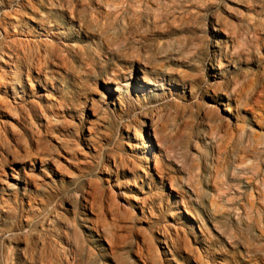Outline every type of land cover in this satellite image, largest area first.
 <instances>
[{
	"label": "rangeland",
	"instance_id": "1",
	"mask_svg": "<svg viewBox=\"0 0 264 264\" xmlns=\"http://www.w3.org/2000/svg\"><path fill=\"white\" fill-rule=\"evenodd\" d=\"M0 74L6 84L17 78L8 91L24 87L13 106L27 116L16 123L11 111L0 128V264H264V0H0ZM135 86L157 91L134 98ZM28 102L51 131L37 134ZM140 125L156 185L126 196L145 199L144 214L115 198L118 251L90 238L92 253L75 256L62 226L74 218L69 205L109 158L137 159ZM75 153L87 157L81 167L91 165L76 182L63 158ZM181 199L211 246L189 236L186 257L180 238L170 257L159 240L169 213L178 218L177 207L182 216Z\"/></svg>",
	"mask_w": 264,
	"mask_h": 264
},
{
	"label": "bare ground",
	"instance_id": "2",
	"mask_svg": "<svg viewBox=\"0 0 264 264\" xmlns=\"http://www.w3.org/2000/svg\"><path fill=\"white\" fill-rule=\"evenodd\" d=\"M93 12V11H92ZM64 13V11H63ZM64 15V14H63ZM70 16V15H69ZM78 19L77 14L75 15ZM90 16V15H89ZM69 19V17H68ZM90 19V18H89ZM71 22V21H70ZM89 22V20H88ZM133 25V24H132ZM105 26V25H104ZM57 27V26H56ZM71 27V26H69ZM68 27V28H69ZM153 27V26H152ZM58 28V27H57ZM64 28V26H63ZM74 28V27H73ZM138 28V27H137ZM61 31V30H60ZM74 31V30H73ZM75 32V31H74ZM158 32V31H157ZM156 32V33H157ZM165 32V31H164ZM159 34V33H158ZM82 35V34H81ZM110 35V34H109ZM88 36V35H87ZM153 36V35H152ZM92 37V36H91ZM150 37V36H149ZM20 39V38H19ZM140 41L145 40L143 37H139ZM21 40V39H20ZM32 40V39H31ZM132 40V39H131ZM82 41V40H81ZM88 42V40H87ZM42 45V44H41ZM21 46V45H20ZM22 47V46H21ZM27 48V47H26ZM29 49V48H28ZM9 56V55H8ZM6 58V57H5ZM25 58V57H24ZM61 58V57H60ZM58 59V58H57ZM122 62V61H121ZM213 62V61H212ZM11 63V61H10ZM10 65V64H9ZM3 66V64H2ZM49 66V65H48ZM22 69V68H21ZM215 69V68H214ZM24 70V69H23ZM37 70V69H36ZM129 70V69H128ZM5 71V70H4ZM38 71V70H37ZM9 73V72H8ZM15 73H12L13 76ZM48 74V73H47ZM3 74H0V128L5 129L6 127V119L11 118L13 120V117L10 116L11 111H15L19 118L15 119L16 123H19V120H24L26 114L24 113V108L15 107L14 105L21 104L24 100V87L18 86V90L15 92V88H10L9 91L6 89L7 86H10V83L13 81L15 82L17 78H11V80H8V83L6 84L2 77ZM36 75V74H35ZM24 76V75H23ZM30 76L26 77V80ZM168 77V76H167ZM117 78V77H115ZM119 78V77H118ZM122 79V78H121ZM7 80V79H6ZM119 80V79H118ZM36 81V80H35ZM122 82V81H121ZM155 82V81H154ZM172 82V81H171ZM39 83V82H38ZM118 83V82H117ZM219 83V82H218ZM13 84V83H12ZM115 85V83H113ZM26 85V84H25ZM49 86V84H48ZM54 86V85H53ZM128 85L125 84V81L122 83V87H126ZM136 87V92L134 95V98L138 97V94L142 95H149L151 92L157 91L155 88L156 86H153L152 88L145 89L143 86H140L139 88ZM223 87V86H222ZM212 88V87H211ZM54 89V88H53ZM135 89V88H134ZM162 89V85H161ZM214 89V88H213ZM76 90V89H75ZM56 91V90H55ZM111 92L110 88H106V92ZM122 91V88L116 87L114 90L115 94H119V92ZM47 92V91H46ZM113 92V90H112ZM213 95L217 93V90L214 89L212 91ZM52 95V94H51ZM54 95V94H53ZM44 96V95H43ZM42 96V97H43ZM216 96V95H215ZM46 97V96H45ZM214 97V96H213ZM215 98V97H214ZM10 99V100H9ZM37 99V98H36ZM27 101V100H26ZM50 101V100H49ZM117 103L120 104V100H117ZM167 104V103H166ZM32 113L36 115L37 119V134L41 135V130L45 132L51 131L53 129V124L50 125L49 122L45 120L43 117L42 110L38 109V115H37V109L35 110L30 102L25 104ZM163 107V106H162ZM134 108V107H133ZM161 108V107H160ZM176 112V111H175ZM54 113V112H53ZM66 113V112H65ZM163 113V111H162ZM177 113V112H176ZM151 114V113H150ZM166 114V113H165ZM175 114V113H174ZM179 114V113H178ZM148 115V114H147ZM159 115V114H158ZM177 115V114H176ZM166 116V115H165ZM214 113L211 110H205L203 111V118L205 120L213 119ZM155 115L153 116V118ZM147 118V117H145ZM202 120V119H201ZM216 120V118L214 119ZM6 121V122H5ZM160 122V121H159ZM184 122V121H183ZM9 123V122H8ZM25 123V122H24ZM104 123V122H103ZM11 124V123H10ZM26 125V123H25ZM161 125V124H158ZM15 126V125H13ZM163 126V125H162ZM145 127V126H144ZM161 127V126H160ZM16 128V127H15ZM120 129V128H119ZM13 130V127H12ZM141 125L138 130V143L134 144L133 149L136 152L137 159H133L131 162H126L125 160L121 158L111 157L109 158L108 162L103 163L101 171L99 173V181H89L86 183V185H82L80 187V190L76 193V199H75V207L70 208L73 209V215L74 218L71 221L66 220L62 226L65 229V232L68 231L69 234H71V237L74 239V248H75V256H82L90 255L92 253L91 248L88 246L89 241L92 239L94 241L101 240L102 242L106 243L109 252L115 253L120 248V244L122 243V237H120L117 233L118 228L116 226V220L118 218L120 208L117 205V203L114 201L118 199V197H122V200L126 205L128 206L132 204V206H136L140 209V213L143 215V209H144V202L145 199H138L135 196L134 197H127L126 192H131L134 194H140L143 195L147 191L151 189V187H154L156 185L155 179L152 177V174L149 173V153L152 151V155L154 156V150L151 148V145L149 143V140H144L143 136L141 135ZM16 131V130H13ZM90 131V130H89ZM118 131V130H117ZM126 131V130H125ZM124 131V132H125ZM128 131V130H127ZM2 132V131H1ZM21 132V131H20ZM130 132V131H129ZM134 132L136 133V130L134 129ZM87 134V133H86ZM92 134V133H91ZM155 135V133H153ZM30 135V134H29ZM64 135V134H63ZM68 135V134H67ZM164 135V134H163ZM8 136V135H7ZM170 136V135H169ZM5 139V138H4ZM123 139V138H122ZM103 140V139H102ZM145 147V150H141V146H139V142ZM17 142V141H16ZM20 142V141H18ZM32 142V141H31ZM90 144L91 151L93 154L97 155L99 152V148L97 147L94 140L89 139L88 141ZM94 142V143H93ZM15 143V142H14ZM1 144V143H0ZM19 144V143H18ZM26 144V143H25ZM4 145V144H2ZM10 145V144H9ZM13 145V144H12ZM34 146V145H33ZM9 147V146H8ZM57 148V147H56ZM79 149V148H78ZM151 150V151H150ZM68 154V153H67ZM66 154V155H67ZM86 154V153H85ZM20 155V154H18ZM65 155V154H64ZM22 156V154H21ZM30 156V155H29ZM34 156V155H33ZM65 158L66 156H63V158L66 160H69L70 166L75 168V182L78 181L79 178L83 177L84 175L88 174L91 165L86 164L84 167H81L80 162L82 160H85L87 157L84 154H78L75 153V158L72 157ZM15 157V156H14ZM14 159V158H13ZM35 159V158H34ZM34 161V160H33ZM146 164V169L141 172L139 170V162ZM21 162V161H20ZM41 163H44V161H40ZM15 163V162H14ZM33 164V163H32ZM23 165V164H22ZM145 166V165H144ZM7 167V166H6ZM54 168V167H53ZM67 168V166H66ZM56 172L59 173L60 167L55 166ZM24 171V170H23ZM157 177L159 178V184H162V181L165 179L163 178L162 174L158 173L156 169ZM166 176V175H165ZM24 177L29 178L27 173L24 172ZM39 177V176H38ZM129 177L131 179H129ZM6 179V178H5ZM4 180V179H3ZM28 181V180H27ZM122 181V182H121ZM26 182V181H24ZM61 182V181H60ZM158 184V183H157ZM169 189L170 193H175L176 188L169 183ZM32 185V184H30ZM109 186V192L107 193L103 186ZM37 186V185H36ZM34 187V185H33ZM165 188V187H164ZM1 190V189H0ZM36 191V190H34ZM27 195V194H26ZM2 196V195H1ZM171 196V195H170ZM144 197V196H143ZM116 198V199H115ZM11 199V198H10ZM21 199V198H20ZM23 199V198H22ZM26 202V201H25ZM147 202V201H146ZM116 203V204H115ZM38 205V204H37ZM120 205V204H119ZM168 203L166 202V206ZM34 206V205H33ZM157 207V206H156ZM178 207L182 208V216L181 211L179 213V208H175L176 211H178V218H175L177 215L175 213L170 212L168 215V219H170V225L166 226L165 233L162 234V239L159 240L160 244L166 251L168 252V255L175 254L176 252H180L177 248L178 242L181 238L184 243L183 251L181 253L185 254L186 257H191L193 250L191 249V243L189 242L188 237L190 236L192 238V241L195 245L200 246L201 248L205 247L206 249L211 246V241H207L204 235V224L201 220V218L196 215L188 206L184 199H181L180 204ZM195 207V205H194ZM126 208V207H125ZM26 209V208H25ZM38 209V208H37ZM172 210V209H171ZM139 211V210H138ZM201 211V210H200ZM28 212V211H27ZM139 214V213H138ZM2 215V214H1ZM122 216V215H121ZM5 217V216H4ZM123 217V216H122ZM125 218V217H124ZM147 218V217H146ZM211 219V222H215V219ZM201 221L202 226H197V231L199 235L194 231L193 222L195 221ZM205 220V219H204ZM143 222V221H142ZM148 223V222H147ZM60 224V223H58ZM61 226V225H60ZM144 226V224H143ZM208 226V225H207ZM62 229V228H61ZM82 231H86V235L84 233H81ZM170 232H172L175 243L172 241V237L170 235ZM157 235V234H156ZM160 235V234H159ZM229 235V234H228ZM158 236V235H157ZM62 237V236H60ZM187 237V239H186ZM236 237V236H235ZM91 238V239H90ZM160 238V237H159ZM243 238V237H242ZM38 239V238H37ZM158 239V238H157ZM36 240V239H35ZM59 240V239H58ZM91 240V241H92ZM37 241V240H36ZM64 241V240H63ZM93 242V241H92ZM105 245V244H104ZM159 245V244H158ZM93 246V244H92ZM215 247V246H214ZM257 247V246H256ZM213 248V247H212ZM204 249V248H203ZM69 250V249H68ZM164 251V250H163ZM98 252V251H97ZM180 254H177L176 256H180ZM164 254V253H163ZM206 255V254H205ZM37 256V255H36ZM199 256V255H198ZM171 257V256H170ZM181 257V256H180ZM179 257V258H180ZM185 257V256H184ZM182 256L181 259L184 258ZM169 258V257H168ZM212 258V257H211ZM264 258V257H263ZM186 259V258H185ZM175 260V259H174ZM190 260V259H189ZM69 261V260H68ZM135 261V260H134ZM169 261V260H168ZM177 261V260H176ZM198 259L193 257L192 262L194 264H200L198 263ZM205 261V260H204ZM207 261V260H206ZM263 261V260H262ZM172 262V261H171ZM152 263V262H151ZM188 263V262H187ZM106 264V263H105ZM139 264V263H138ZM142 264V263H141ZM145 264V263H143ZM170 264V263H169Z\"/></svg>",
	"mask_w": 264,
	"mask_h": 264
}]
</instances>
